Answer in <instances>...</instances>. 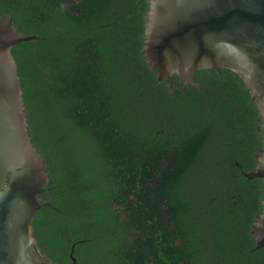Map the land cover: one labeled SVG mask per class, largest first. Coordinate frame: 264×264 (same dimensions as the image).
<instances>
[{
    "label": "water",
    "instance_id": "95a60500",
    "mask_svg": "<svg viewBox=\"0 0 264 264\" xmlns=\"http://www.w3.org/2000/svg\"><path fill=\"white\" fill-rule=\"evenodd\" d=\"M0 264H264V0H0Z\"/></svg>",
    "mask_w": 264,
    "mask_h": 264
}]
</instances>
